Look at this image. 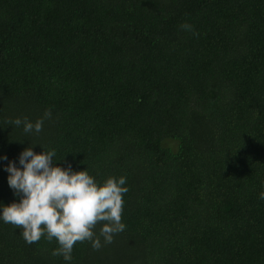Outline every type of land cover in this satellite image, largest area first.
Instances as JSON below:
<instances>
[{
    "label": "trees",
    "instance_id": "1",
    "mask_svg": "<svg viewBox=\"0 0 264 264\" xmlns=\"http://www.w3.org/2000/svg\"><path fill=\"white\" fill-rule=\"evenodd\" d=\"M32 143L126 177V227L65 261L0 218V264H264V0H0V214Z\"/></svg>",
    "mask_w": 264,
    "mask_h": 264
},
{
    "label": "clouds",
    "instance_id": "2",
    "mask_svg": "<svg viewBox=\"0 0 264 264\" xmlns=\"http://www.w3.org/2000/svg\"><path fill=\"white\" fill-rule=\"evenodd\" d=\"M182 28L191 30L192 26L184 24ZM51 115V110H46L44 117L34 124L25 117L10 120L8 125H23L26 134L40 133L44 119H50ZM34 146L32 143L20 154L22 167H17L15 161L6 167L9 186L17 196L23 195L19 202L4 206L0 218L22 229V236L29 244L42 237L49 242L55 239L59 247L52 255H62L65 261L72 260L77 242L89 241L94 250L102 247L100 237L104 243H112L114 235L126 227L121 222L123 196L129 191L125 186L126 177H110L98 184L87 169L73 171L71 165L67 168L54 166V149L47 150L42 145L45 151L37 153ZM260 199H264V191L260 193ZM100 223L103 226L97 236L94 229Z\"/></svg>",
    "mask_w": 264,
    "mask_h": 264
}]
</instances>
